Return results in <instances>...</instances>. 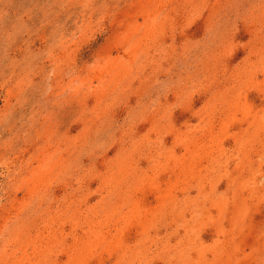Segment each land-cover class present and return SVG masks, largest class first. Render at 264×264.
<instances>
[{
	"label": "rangeland",
	"instance_id": "1",
	"mask_svg": "<svg viewBox=\"0 0 264 264\" xmlns=\"http://www.w3.org/2000/svg\"><path fill=\"white\" fill-rule=\"evenodd\" d=\"M0 264H264V0H0Z\"/></svg>",
	"mask_w": 264,
	"mask_h": 264
}]
</instances>
